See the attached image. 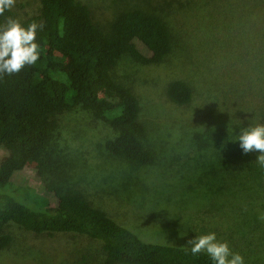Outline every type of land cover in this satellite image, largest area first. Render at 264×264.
Listing matches in <instances>:
<instances>
[{"label": "rangeland", "instance_id": "obj_1", "mask_svg": "<svg viewBox=\"0 0 264 264\" xmlns=\"http://www.w3.org/2000/svg\"><path fill=\"white\" fill-rule=\"evenodd\" d=\"M80 1L99 22L123 6L155 10L172 33L173 52L159 66L123 57L113 69L138 100L154 164L132 166L111 156L103 148L112 136L106 128L84 111L65 113L52 158L73 174L57 184L80 192L144 241L188 247L189 239L211 231L244 264H264V167L257 152L246 156L238 141L228 140L249 123H264V0ZM39 9L40 0H15L11 7L21 24ZM175 78L195 85L193 110L167 100L164 89ZM212 100L245 113L229 122L225 111L209 130L215 143L204 132L209 122L199 118ZM3 232L11 242L0 249V264H78L79 254L86 264H101L103 258L97 242L80 236L36 234L12 223Z\"/></svg>", "mask_w": 264, "mask_h": 264}, {"label": "trees", "instance_id": "obj_2", "mask_svg": "<svg viewBox=\"0 0 264 264\" xmlns=\"http://www.w3.org/2000/svg\"><path fill=\"white\" fill-rule=\"evenodd\" d=\"M154 11L123 6L99 22L80 0H40L38 16L22 23L44 27L37 31L40 56L35 64L0 75V151L5 152L0 159L1 250L11 242L3 230L12 223L36 234H70L97 242L101 264H210L205 253L193 256L187 247L140 239L80 192H63L57 184L73 174L52 158L58 118L65 113L84 111L106 128L112 136L104 139L103 148L111 156L132 166L154 164V152L143 143L146 127L138 100L113 76L123 57L159 66L172 54V33ZM8 17L16 19L11 9L0 15V24ZM164 93L169 102L188 111L198 98L195 85L185 78L170 80ZM217 102L201 106L199 118L209 122L205 134L225 111L232 115L229 122L245 114ZM208 139L218 141L214 133ZM36 179L39 183L33 185ZM78 258V264H86L85 256Z\"/></svg>", "mask_w": 264, "mask_h": 264}, {"label": "clouds", "instance_id": "obj_3", "mask_svg": "<svg viewBox=\"0 0 264 264\" xmlns=\"http://www.w3.org/2000/svg\"><path fill=\"white\" fill-rule=\"evenodd\" d=\"M14 3L15 0H0V15L11 9ZM43 27L42 23L36 22L24 26L11 17L0 24V75L15 74L26 65L35 64L40 56L36 41L37 31ZM241 123L242 121L238 120L234 124ZM228 140L238 141L242 153L257 152L255 160L264 167V123H249ZM187 246L186 250L193 256L205 253L210 264H244L243 257L232 251L226 241L218 240L215 232L195 235L187 241Z\"/></svg>", "mask_w": 264, "mask_h": 264}]
</instances>
